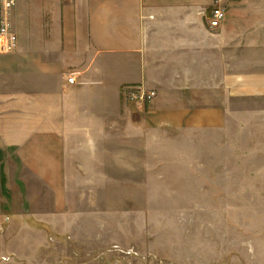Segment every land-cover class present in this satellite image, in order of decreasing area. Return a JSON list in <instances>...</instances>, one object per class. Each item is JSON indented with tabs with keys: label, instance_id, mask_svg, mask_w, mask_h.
<instances>
[{
	"label": "crops",
	"instance_id": "crops-1",
	"mask_svg": "<svg viewBox=\"0 0 264 264\" xmlns=\"http://www.w3.org/2000/svg\"><path fill=\"white\" fill-rule=\"evenodd\" d=\"M31 1L17 8V48L0 54V188L9 198L23 186L30 204L83 173L136 170L143 151L124 150V137L220 130L238 118L236 101L264 98V0H45L34 38L21 21ZM215 4L226 19L212 28ZM128 86L157 94L133 111L122 101Z\"/></svg>",
	"mask_w": 264,
	"mask_h": 264
},
{
	"label": "rangeland",
	"instance_id": "rangeland-1",
	"mask_svg": "<svg viewBox=\"0 0 264 264\" xmlns=\"http://www.w3.org/2000/svg\"><path fill=\"white\" fill-rule=\"evenodd\" d=\"M31 2L21 21L40 37L45 0ZM148 92L144 103L123 92V104L141 109ZM233 110L220 130L124 137L143 151L136 170L83 173L58 197L45 189L29 204L23 186L11 198L0 188V264H264V98Z\"/></svg>",
	"mask_w": 264,
	"mask_h": 264
},
{
	"label": "built area",
	"instance_id": "built-area-1",
	"mask_svg": "<svg viewBox=\"0 0 264 264\" xmlns=\"http://www.w3.org/2000/svg\"><path fill=\"white\" fill-rule=\"evenodd\" d=\"M18 0H0V54L13 52L18 45V36L12 24L13 12ZM226 19V12L220 6H214L209 15V25L217 28ZM69 82L74 83L75 78L69 77ZM123 92H129V97L137 102L144 103L147 98L151 99L153 92H146L140 86L125 87ZM148 102V101H147Z\"/></svg>",
	"mask_w": 264,
	"mask_h": 264
}]
</instances>
